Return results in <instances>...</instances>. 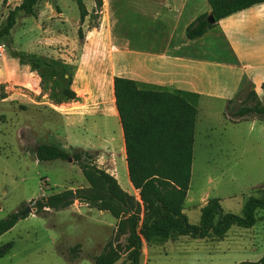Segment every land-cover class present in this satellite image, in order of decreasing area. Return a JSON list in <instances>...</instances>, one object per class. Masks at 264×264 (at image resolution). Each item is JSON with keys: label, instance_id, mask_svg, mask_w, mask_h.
Instances as JSON below:
<instances>
[{"label": "rangeland", "instance_id": "1", "mask_svg": "<svg viewBox=\"0 0 264 264\" xmlns=\"http://www.w3.org/2000/svg\"><path fill=\"white\" fill-rule=\"evenodd\" d=\"M66 1L74 5L79 16L77 1ZM140 1L103 0L102 12L95 13L97 1L94 0V10L82 27L83 38L89 36V46L83 49L80 44L74 56L55 46L45 48L41 44L42 28L55 29L56 21L46 10L47 4L52 3L56 12L55 0H40L36 17L20 14L11 35L0 38V47H4V52H0V221L18 212L28 216L0 237V248L14 244V248L0 258V264H95V259L109 245L122 251V259L117 264L127 261V236L119 232L118 221L109 213L74 200L75 196L71 198L74 201L71 206L59 211L47 210L44 217L35 214V204L42 197L88 188L78 166L79 162L86 161L117 177L122 190L141 201L130 184L114 95L107 104L116 119L99 114L76 120L72 115L80 116L86 109L72 105L71 101L73 89L86 90L83 83L89 78L91 87L99 92L101 86L106 87L117 74L123 75V68L110 74L105 66L102 69L98 64L107 62L108 68L109 59L123 62V39L135 41L137 30L151 21L150 15L136 7ZM67 14L70 17V13ZM2 16L7 13L0 0V29L7 20ZM69 29V33L66 30L64 33L73 32L71 27ZM22 32L34 36L31 46L22 45L25 42L19 37ZM52 33L54 35V31ZM18 37L21 46L16 43ZM78 39L83 43L84 39ZM26 49L36 55L26 54ZM62 54L72 59H93L88 62L97 67L88 71L89 75L79 77L81 84H74L75 67L65 70L63 61L55 60L62 59ZM125 60L134 73L135 59ZM33 64L38 68L34 69ZM248 94L249 91L244 92L231 102L229 115L233 116L234 111L245 105H253L254 100L248 98ZM87 97L86 101L93 106L91 109L99 112L101 107L97 102L92 103L90 92ZM48 102L55 107L48 106ZM200 108L204 109L203 104ZM219 108L221 106L216 110ZM56 112L61 118L54 116ZM201 130L199 124L184 213L189 223L197 226L204 202L220 199L225 213L242 217L248 198L259 197L258 191L263 188L252 190L250 185L264 186V153L259 152L264 151V123L258 120L252 129L251 122L235 125L226 119H215L207 133ZM57 133L63 140L60 147L70 153L72 163H39L37 147L57 142L53 139ZM28 208L31 213L26 212ZM257 217L258 223L253 229L234 226L227 237L219 241L186 237L154 240L150 245L145 244L150 257H142L141 264H237L255 260L264 254V212Z\"/></svg>", "mask_w": 264, "mask_h": 264}, {"label": "trees", "instance_id": "2", "mask_svg": "<svg viewBox=\"0 0 264 264\" xmlns=\"http://www.w3.org/2000/svg\"><path fill=\"white\" fill-rule=\"evenodd\" d=\"M80 12V24L90 15L83 0H76ZM97 1L95 13L102 12L103 0ZM40 0H23L9 11L6 25L0 29V38L9 37L17 25L20 14L36 17ZM211 14L198 17L186 31L188 40H197L207 34L223 19L264 4V0H207ZM215 18V24L209 17ZM83 38L82 28L78 32ZM42 60V59H41ZM64 65V64H63ZM34 69L38 66L33 64ZM68 70L72 67L64 65ZM73 93L71 101L76 100ZM248 98L253 105L241 107L234 117L260 116L264 118V106L254 91ZM114 102L122 126L124 154L131 187L141 201L124 192L117 177L106 173L93 164L79 162L78 166L89 184L76 193L66 192L42 197L35 204L36 215L44 217L47 210H63L76 201L90 208L109 213L118 221V230L127 236L123 264H141L144 244L154 240L168 241L187 237L195 240H222L236 226L253 229L257 215L264 212V187L259 197H250L244 206L243 216L225 213L220 199H209L201 210L199 225H191L183 206L191 187L196 141L197 108L180 92L145 88L138 82L118 77L115 80ZM126 150V151H125ZM39 163L66 162L70 153L58 145L41 144L36 150ZM28 216L21 212L0 221V237L10 232L18 222ZM14 248L9 243L0 248V258ZM122 251L109 245L95 259V264H117ZM264 264V256L257 263Z\"/></svg>", "mask_w": 264, "mask_h": 264}, {"label": "crops", "instance_id": "3", "mask_svg": "<svg viewBox=\"0 0 264 264\" xmlns=\"http://www.w3.org/2000/svg\"><path fill=\"white\" fill-rule=\"evenodd\" d=\"M2 2L4 12L8 16L9 11L20 6L23 0H2ZM83 2L91 14L94 10V0H83ZM136 7L142 9L143 14L150 15L151 21L137 30L135 41L123 39V62L116 63L112 61L113 59H109L108 68L107 62L98 64L102 69L105 66L107 69L105 71L110 74L117 68L119 70L123 68V75L117 74L106 87L101 86L99 92L91 87L93 85L91 78L83 83L86 90L73 89L78 102L73 100L72 105H81L86 110L80 116L72 115V118L80 120L102 114L106 118L116 119V115L109 110L107 102L115 93L116 78L123 77L134 80L145 88L182 93L197 108L196 131L200 124L202 133L208 132L215 119H226L235 125L251 122L252 129L258 120L264 123V118L260 116L236 118L228 114L231 102L247 91H254L264 106V4L253 6L221 20L215 28L197 40H188L186 31L198 17L211 14L207 0H142L136 3ZM46 10H49L50 17L55 19L56 24L55 29L51 26L46 27L45 30L42 28V46L45 48L55 46L72 56L75 55V50L80 44L83 49L89 46L88 35L83 38L84 40L82 39L83 43L79 42L78 32L83 25L80 24V15H77L74 5L71 6L66 0H55L56 12L52 3L47 4ZM44 11L45 9L40 12V19L43 18ZM67 13H70V17ZM7 16L2 17L6 19ZM70 27L73 32L68 34ZM64 30L68 33H64ZM19 37L25 40L22 45L31 46L34 36L22 32ZM19 37L16 39L18 45H20ZM25 53L36 55L30 49H26ZM61 58L55 60H62L64 65L75 67L74 84H81L82 74L89 75L88 71L97 67L88 62L93 59H72L67 54H62ZM125 59H135L134 73L131 72L133 69L128 67ZM88 92L91 93L92 103L97 102V106L101 107L99 112L91 109L93 106L86 101ZM47 104L55 107L53 103ZM202 104L203 110L200 108ZM219 106L221 108L216 110ZM237 111L238 109L234 113ZM54 116L61 118L57 112ZM53 139L57 142L53 141L52 145L63 144L59 133L53 135ZM63 149L66 151L64 147ZM259 152L264 153V151ZM262 187L264 186L250 185L252 190ZM207 202L208 200L204 205ZM186 204L187 200L183 206L184 211ZM145 247L144 244L142 257L148 259L150 256ZM263 256L264 254H260L255 260L241 261L237 264L257 263Z\"/></svg>", "mask_w": 264, "mask_h": 264}, {"label": "water", "instance_id": "4", "mask_svg": "<svg viewBox=\"0 0 264 264\" xmlns=\"http://www.w3.org/2000/svg\"><path fill=\"white\" fill-rule=\"evenodd\" d=\"M208 20L211 24H215V18L213 16H210ZM72 161V159L68 160L69 163H72ZM71 198L74 199V196H72ZM26 212L31 213V209L28 208Z\"/></svg>", "mask_w": 264, "mask_h": 264}, {"label": "built area", "instance_id": "5", "mask_svg": "<svg viewBox=\"0 0 264 264\" xmlns=\"http://www.w3.org/2000/svg\"><path fill=\"white\" fill-rule=\"evenodd\" d=\"M0 52H4V47H0Z\"/></svg>", "mask_w": 264, "mask_h": 264}]
</instances>
